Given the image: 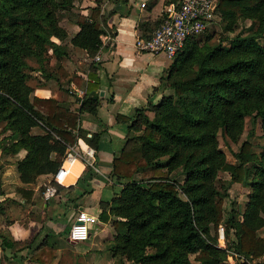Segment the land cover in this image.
Segmentation results:
<instances>
[{
    "label": "trees",
    "instance_id": "16d2710c",
    "mask_svg": "<svg viewBox=\"0 0 264 264\" xmlns=\"http://www.w3.org/2000/svg\"><path fill=\"white\" fill-rule=\"evenodd\" d=\"M73 5L74 0H0V129L12 138L4 149L25 150L15 161L23 183L56 170L66 146L75 140L79 113L95 114L100 102L94 70L87 72L75 109L49 96H29L31 71L52 77L48 59L67 56L61 44L67 32L57 11ZM99 6L100 0H95L87 14L76 13L78 29L68 39L90 56L101 44L106 26L103 17L101 22L97 18ZM216 6L227 34L216 43L198 44V36L187 37L153 87L167 85L171 92L135 108L132 116H119L130 121L129 135L110 159V174L120 186H114L110 201L101 204L98 218L114 216L108 249L131 264H192L191 253L200 264H229L224 262L227 249L245 258L264 253V238L256 233L264 227V44L257 40L264 32V0H216ZM238 19L249 20L245 32H235ZM223 40L227 47L220 44ZM71 79L81 80L76 75ZM251 113L260 118L261 150L252 151L251 143L243 139L233 153L236 161L230 162L217 147L216 133L222 129L236 140L244 116ZM32 127L41 131L32 132ZM98 138L95 132L86 141L96 150ZM175 168L184 174L180 183L167 177ZM218 171H226L229 182L249 186L240 219L234 207L226 211L222 207V195L214 185ZM138 173L141 177L135 178ZM52 183L57 190L62 188ZM16 190L29 199L31 189L17 186ZM72 202L74 198H66L65 208ZM3 208L0 200V211ZM219 224L225 247L216 245ZM67 229L66 225L64 234ZM231 230L234 239L230 240ZM15 244L0 233L4 257L22 256ZM53 253L54 248L43 245L22 257L45 264Z\"/></svg>",
    "mask_w": 264,
    "mask_h": 264
},
{
    "label": "crops",
    "instance_id": "0c3cea01",
    "mask_svg": "<svg viewBox=\"0 0 264 264\" xmlns=\"http://www.w3.org/2000/svg\"><path fill=\"white\" fill-rule=\"evenodd\" d=\"M166 1L100 0L97 18L101 22L100 16L103 17L106 26H102L104 32L100 35L101 44L96 51L99 59L94 60L96 52L90 56L84 49L69 43V37L78 29V25L73 22L71 30L67 32L66 39L61 42L63 48L67 49V56L48 59L47 68L53 76L44 78L38 70L34 71V74L37 75L36 85H32L33 89L29 96L34 94L43 97L49 96L57 101L67 103L71 109H75L79 105L78 99L83 95L87 72L94 70L98 77L97 91L100 97L96 113L80 112L77 126L73 131L76 135L75 138H80L93 149L95 147L88 143L86 138L89 139L91 134L99 132L98 148L94 149V167L86 166L78 159H74L78 165L74 164L73 160L63 165L66 174L59 183L62 185L61 190H57L51 183L55 187L56 194L61 192L59 193L60 207L56 210L58 213L55 211V214H51L49 203L46 201H41L40 205L34 201L39 197V184L46 176L51 178V174H41L36 182L26 184L22 183L15 174L18 181L16 182L17 186L31 189L29 199H24L22 195L18 199L12 196L13 192L17 191V186L14 187L12 194L5 193V196L0 198V200H4L2 203L5 204L11 215L10 223L5 224L7 229L0 233L13 241L17 242L18 240L20 244L29 236L32 223L48 214L44 217L45 219H41V226L33 235L30 247L25 249V251L37 250L43 245L54 248L53 255H55H52L53 257H50L45 264L56 263L61 241L71 246L79 242H69L67 235L64 234L66 225L69 226L79 209L96 217V221L88 225L86 238L89 241L88 246L81 251L87 252L91 255V259H95L98 250L107 249L111 245L114 233L111 220L114 216L108 215L105 221H101L98 218V213L101 204H107L113 196L115 189L112 184H118V179L110 174V159L122 147L130 122L129 120L123 121L119 116H132L135 108L144 107L149 101L154 102L162 95L163 87L158 86L155 90L153 87L158 84L159 77L169 63V60L162 54L138 51L134 46V39L136 36H146L152 31L154 25L163 17ZM170 1L172 0H168V2ZM94 5L95 0H79L80 9L78 11L87 14L90 7ZM73 75L79 76L81 80L76 83L71 79ZM100 91L101 93H99ZM24 152V149H20L16 153L20 158ZM6 195H10V198ZM66 198H74L70 209L65 208ZM23 206H25L24 210ZM106 209L108 208L106 207ZM29 212H32V216L26 215ZM95 226L97 229L93 232ZM95 235L99 238L95 239ZM14 249H16L15 245ZM6 255L10 254L6 253ZM3 263L40 264L30 260L27 256L26 258L4 257L0 250V264Z\"/></svg>",
    "mask_w": 264,
    "mask_h": 264
},
{
    "label": "rangeland",
    "instance_id": "374dc122",
    "mask_svg": "<svg viewBox=\"0 0 264 264\" xmlns=\"http://www.w3.org/2000/svg\"><path fill=\"white\" fill-rule=\"evenodd\" d=\"M79 0H74V5L72 8L66 9V10H59L57 11V17L59 18V24L63 26L66 30V32H69L72 27V23L74 22L76 13L80 9L78 6ZM249 20L248 19H238L237 20V25L235 28V32H245V28L248 26ZM227 34L224 31L223 28V22L220 19V16L217 15L216 20L213 22V24L207 28L204 32L198 35V44H201L205 40L210 43H216L220 40V37L224 36ZM233 33H229L228 36H231ZM66 39V38H65ZM259 43L264 44V32L261 36L258 37L257 39ZM222 46L227 47L228 46V41L223 40L220 43ZM29 59L28 61L30 63L34 62ZM37 75L34 74V71H31V78L29 79V83L31 85H36V77ZM163 94H168L171 92V89L165 85ZM159 98H157L158 100ZM156 100V101H157ZM154 101V102H156ZM147 113L149 116H152V111L147 110ZM0 123V127H1ZM32 131H37L40 132V128L38 127H33L31 129ZM8 131H3L0 129V198L6 194H12L11 192L14 191V187L17 186L16 182L17 178L15 174L17 173L16 167H15V161L18 157V154L16 152H10L7 151L6 148L10 145L12 138L7 137ZM129 135L127 133L126 137ZM216 139H217V147L221 149L224 152L226 160L230 162H235V157L233 153L238 149L239 143L243 139H247L251 143V150L258 153L261 150V143L263 142V137H262V128L260 124V118L258 116L251 114L245 115L243 118V123H242V130L237 136L236 140L230 139L223 131L222 129H218L216 133ZM16 153V154H15ZM251 162H249L250 164ZM40 175L37 176V178ZM18 177V175H17ZM135 178H140L141 174H135ZM167 177L171 178L175 182H182L184 179V174L180 172L179 168H175L167 173ZM36 178V179H37ZM228 173L226 171H218L214 180V185L216 187V190L222 195V207L224 211L228 210L230 207H234L236 211V217L240 219V213L241 210L247 200V193L249 191V186L245 185L244 183L241 182H229L228 180ZM35 179V182H36ZM52 178L47 177L39 184V197H37L34 201L36 203H41V201H46L49 203V210L51 214H55V211L60 207V191L55 193L54 195L49 196L48 198H45L42 194V191L44 190L45 186L49 183H52ZM23 183V182H22ZM26 184V183H25ZM115 186V189L120 186V184H112ZM223 186L226 188L223 190ZM61 190V189H60ZM181 196L183 194L179 192ZM13 197L16 199L21 196L19 191H15L12 194ZM6 197L10 198V195H6ZM13 199V198H12ZM2 202L4 201L3 199L1 200ZM4 205L3 210L0 211V232L5 229H7L5 224L10 223L11 221V215L9 211L7 210V207ZM23 206V210H24ZM71 205L67 207V209H70ZM25 212V211H24ZM58 213V211H56ZM49 213V212H48ZM47 214V213H45ZM26 215L32 216V212L27 213ZM48 215V214H47ZM47 215H44L47 216ZM264 217V213L262 214ZM43 216L42 218L45 219ZM36 220L37 222L32 223L31 225V232L29 236L25 239L22 240L21 244L16 242V250H19L22 256L24 255H29L32 251H35L36 249H33L32 251H25L23 248V245L26 244V242L29 241V239L36 234V230L40 228L41 226V219ZM97 229V226H95V229L93 232H95ZM212 231V229H211ZM256 233L259 236H262L264 238V227H259L256 229ZM230 240L234 239V234L233 231H230ZM99 236L95 235V239H98ZM88 239L82 240L79 242H76L71 246L70 244L65 243L64 241L60 242V250H59V256L55 264H119V262L123 264H131L130 260H127L125 258H121L118 255L112 256L111 252L109 249H100L97 251V254L95 256V259H91V255L88 254L87 252H82L81 250L84 249L85 247L88 246ZM227 244V241L225 237L223 238V241L220 243L218 240H216V245L225 247ZM10 252L8 251V254ZM24 254V255H23ZM55 255V254H54ZM53 255V256H54ZM90 255V256H89ZM21 256V257H22ZM52 256V257H53ZM12 257V256H11ZM26 258V257H25ZM244 262L247 264H264V253L261 256H258L256 258H251V257H243ZM19 259V258H18ZM189 259L192 264H200V262L196 259H194V254H189ZM243 261H239L238 264H241ZM224 262H226L224 258ZM6 264V263H3Z\"/></svg>",
    "mask_w": 264,
    "mask_h": 264
},
{
    "label": "built area",
    "instance_id": "2783aa9c",
    "mask_svg": "<svg viewBox=\"0 0 264 264\" xmlns=\"http://www.w3.org/2000/svg\"><path fill=\"white\" fill-rule=\"evenodd\" d=\"M142 5V3H141ZM217 18L216 0H172L163 8V17L152 31L146 36H136L134 46L138 51H146L153 54H162L171 59L175 51L179 49L187 37L198 36L209 28ZM96 52L94 60H98ZM95 151L80 138H75L68 144L61 155L60 163L51 174L52 180L60 183L66 174L65 163L74 159L82 161L86 166L94 167ZM42 194L45 198L55 194V187L49 183ZM96 221L95 215L79 209L69 223L67 237L70 240L81 241L88 236V225ZM217 240L223 241V227L217 226ZM219 246V245H218ZM225 260L229 264H238L243 261L242 255L227 249Z\"/></svg>",
    "mask_w": 264,
    "mask_h": 264
},
{
    "label": "water",
    "instance_id": "95a60500",
    "mask_svg": "<svg viewBox=\"0 0 264 264\" xmlns=\"http://www.w3.org/2000/svg\"><path fill=\"white\" fill-rule=\"evenodd\" d=\"M99 93H101V91L99 92ZM67 240L69 241V242H71V243H74L76 240H70L68 237H67Z\"/></svg>",
    "mask_w": 264,
    "mask_h": 264
},
{
    "label": "bare ground",
    "instance_id": "6f19581e",
    "mask_svg": "<svg viewBox=\"0 0 264 264\" xmlns=\"http://www.w3.org/2000/svg\"><path fill=\"white\" fill-rule=\"evenodd\" d=\"M74 161H75V160H73V162H74ZM73 162H72V163H73ZM72 163H71V164H72ZM74 164H77V163L74 162ZM67 165H69V164H67ZM77 165H78V164H77ZM67 171H68V170H67Z\"/></svg>",
    "mask_w": 264,
    "mask_h": 264
}]
</instances>
